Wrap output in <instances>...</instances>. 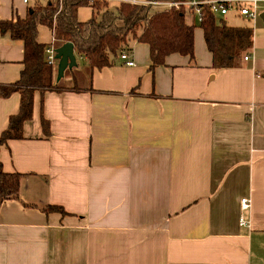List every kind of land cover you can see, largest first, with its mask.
Returning <instances> with one entry per match:
<instances>
[{"label":"crops","instance_id":"1","mask_svg":"<svg viewBox=\"0 0 264 264\" xmlns=\"http://www.w3.org/2000/svg\"><path fill=\"white\" fill-rule=\"evenodd\" d=\"M34 1L0 0V21ZM233 17L252 34L232 68L213 67L199 28L192 62L171 54L151 70L149 47L134 42L133 67L117 58L91 71L75 56L59 81L53 68L61 89L35 92L23 138L0 149L3 171L21 174L18 198L0 202V264H264V20ZM37 40L49 45L50 30ZM22 60L0 32V86L19 79ZM19 103L0 97V135Z\"/></svg>","mask_w":264,"mask_h":264},{"label":"trees","instance_id":"2","mask_svg":"<svg viewBox=\"0 0 264 264\" xmlns=\"http://www.w3.org/2000/svg\"><path fill=\"white\" fill-rule=\"evenodd\" d=\"M110 3L106 0H35L24 18L0 21V32L7 33L23 46V69L19 79L9 86H0L1 98L13 93L20 96L18 113L9 118L7 128L0 135V149L9 140L23 138V123L31 118L35 92L43 94L61 89L53 82V66L46 61L47 47L57 49L71 43L75 56L84 58L91 71L112 66L120 54L130 52L134 42L149 47L151 70L164 65L171 54L188 57L192 62L195 28L203 33L215 69L237 66L242 54L250 48V27L229 26L216 20L207 8L202 9L197 25H187L183 9L156 10L128 3H118L110 8ZM82 7L91 9V17L85 22L77 18L78 9ZM39 26L50 30L52 42L49 45L38 42ZM48 125L41 118L45 132ZM20 179L21 174L4 172L0 162V202L18 198ZM42 211L65 215L59 206H45Z\"/></svg>","mask_w":264,"mask_h":264},{"label":"built area","instance_id":"3","mask_svg":"<svg viewBox=\"0 0 264 264\" xmlns=\"http://www.w3.org/2000/svg\"><path fill=\"white\" fill-rule=\"evenodd\" d=\"M60 1V0H52ZM92 1V0H89ZM117 3H128L131 5L151 7L156 10L183 9L186 16L195 17L198 23L201 21V11L207 8L214 17H224L229 12H233L239 17H243L249 21H255L264 14V0H179L175 2H163L158 0H106ZM26 4L27 0H23ZM46 61L49 65L55 66V49L50 46L45 49ZM245 61L249 59L248 55L243 57ZM119 60L126 67H133L135 62L130 58L127 52H123L119 56ZM250 208V200L242 198L240 200L241 211H247ZM245 220L240 218V225L243 226Z\"/></svg>","mask_w":264,"mask_h":264},{"label":"water","instance_id":"4","mask_svg":"<svg viewBox=\"0 0 264 264\" xmlns=\"http://www.w3.org/2000/svg\"><path fill=\"white\" fill-rule=\"evenodd\" d=\"M261 19L264 20V14L261 15ZM55 60H57L56 81H59L66 70H70L77 66L73 45L71 43H66L55 49Z\"/></svg>","mask_w":264,"mask_h":264},{"label":"rangeland","instance_id":"5","mask_svg":"<svg viewBox=\"0 0 264 264\" xmlns=\"http://www.w3.org/2000/svg\"><path fill=\"white\" fill-rule=\"evenodd\" d=\"M114 5H115V3H110V8H114ZM233 14H234V13L231 12L230 17H228V19H227V24H228V25H233V24L237 23L236 20H235L234 17H233ZM220 19H221V18L216 17V20H220ZM188 21H189V22H192V23L195 24V25L198 24V19L195 18V17H193L192 20H191V18H190V20H188ZM53 68L57 69V63L55 64V66H54ZM69 73H70V70H69V69L66 70V72H65V77L68 76ZM86 73H87V71H86V70H83V68H82L81 65H80L79 70H78L77 73H76L77 85H84V84H86L85 79H84V78L86 77ZM64 83H65V82L62 80V81H61V85H63Z\"/></svg>","mask_w":264,"mask_h":264}]
</instances>
